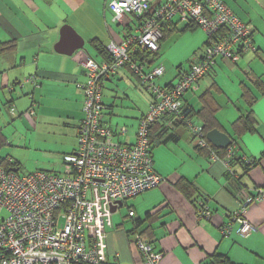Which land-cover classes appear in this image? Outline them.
<instances>
[{"label":"crops","instance_id":"1","mask_svg":"<svg viewBox=\"0 0 264 264\" xmlns=\"http://www.w3.org/2000/svg\"><path fill=\"white\" fill-rule=\"evenodd\" d=\"M223 1L251 27L257 52L243 55L236 64L217 59L199 87L184 96V105L195 110H200L205 103L215 107L218 127L214 130L232 139V145L236 146L234 161L225 164L223 159L226 154L223 157L218 155L221 159L212 161L210 153L196 146L188 128L173 123L170 118L162 119L160 125L167 130L164 137L175 136L174 140L172 138L169 143L161 145L167 148L170 157L167 155L168 158L166 156L163 161L157 162L153 158L154 169L164 181L159 188L144 193L128 208L135 212L134 217H129L128 211V217L133 221L130 231H124L122 227L115 229L113 222L107 229L105 248L111 263L139 264L140 255L130 240V234L137 233L152 243L158 252L164 253L160 264H264V201L254 203L248 209L247 218L256 231L247 236L238 232L239 226L231 216L239 209V196H256L258 189H264V0ZM103 7L101 9L99 0H0V115L4 105L7 109H13L21 103L28 106L32 100L36 103L39 120L51 118L56 110L64 112L63 125L67 121V129L71 128L74 132V128L77 142L74 152L77 150L79 128L84 119V94L77 84L87 81L82 62L88 55L99 62L105 61L100 47L106 50L109 43L125 37L108 25L109 11ZM113 21H116L114 17ZM65 26L72 28L85 43L84 48L72 56L56 50ZM165 31L167 36L161 43L159 53L152 60L147 58L145 61L148 71L159 60L164 41L181 32L174 21ZM5 43H14V47L2 50ZM79 43H69L64 51L71 50ZM202 53L198 50L189 68H179L175 77L160 85L167 87L175 84L183 72L198 62ZM234 65L237 69L242 67L254 72L255 78L252 79V75L250 80L255 85L241 80L240 89L235 81L234 90L230 88L233 91L229 93L222 78L229 76L226 71H230L228 67L233 68ZM130 75L142 83L129 66L105 80L110 82L116 76L124 81L132 79ZM31 77H36V83H26ZM258 79L263 84L260 87ZM244 89L256 97L253 113L257 124L255 132L239 138L233 131V123L247 114L250 108L242 98ZM61 92L63 95L60 97ZM229 94H233L237 100H231ZM28 95L31 100L27 99ZM152 102L153 97L135 118L115 122V105L104 101L108 107L106 123L115 129L128 128L126 136L118 137V141L125 145L136 142L139 121ZM1 119L6 122L8 117L1 116ZM193 121L203 124L200 116L194 117ZM0 133L5 141L1 147L11 146L10 134L1 127ZM249 160L258 163L248 168L245 162ZM205 198L208 199L209 217L199 216V202ZM137 206L145 207L143 214L137 213ZM227 225L231 229L225 235L223 228Z\"/></svg>","mask_w":264,"mask_h":264},{"label":"built area","instance_id":"2","mask_svg":"<svg viewBox=\"0 0 264 264\" xmlns=\"http://www.w3.org/2000/svg\"><path fill=\"white\" fill-rule=\"evenodd\" d=\"M107 7L115 20L132 15L139 24L134 33L109 43L110 60L99 62L88 55L82 62L87 81L77 87L84 94V119L77 150L64 157V173L38 171L21 176L0 158V264H114L105 248L113 216L126 201L159 188L164 181L154 169L151 126L164 115L185 119L184 95L199 87L217 59L236 64L243 55L257 52L251 27L223 0H107ZM177 18L202 29L208 40L198 62L175 84L161 87L157 80L165 68L148 71V63L140 57L159 52L166 27ZM125 66L149 85L153 97L133 145L117 140L126 136L127 127L115 129L105 122L103 82ZM28 82L36 83V77ZM188 127L196 146L209 150L212 161L220 160L202 126L189 122ZM235 148L227 149L225 164L234 159ZM239 201L232 221L247 236L256 231L247 218L248 209L264 201V189ZM207 202L206 198L199 202V216H210ZM134 216L130 210L129 217ZM230 229V225L223 228L224 234ZM132 241L139 264L161 263L164 253L152 243L140 235Z\"/></svg>","mask_w":264,"mask_h":264},{"label":"rangeland","instance_id":"3","mask_svg":"<svg viewBox=\"0 0 264 264\" xmlns=\"http://www.w3.org/2000/svg\"><path fill=\"white\" fill-rule=\"evenodd\" d=\"M99 2L101 3V9L105 6L107 11H109L108 25L112 30L119 33L121 36H127L129 33L135 32L136 26L139 24L137 18L132 15H122L119 16L116 21H113V17L115 18V16L107 7V0H99ZM173 21L177 25L179 31H182L186 25L180 22L178 18ZM207 37V34L199 28L194 32L175 33L165 40L162 44L163 48L160 52L159 60L153 63L154 68L163 66L166 71L165 76L157 80V85L161 86V82L164 83L175 77L179 68H189L190 64L195 59L194 54L198 50L199 53H201V51L203 52ZM154 56L155 55H151L147 58L148 60H152ZM233 68H236L235 65ZM233 68L228 67L230 71H226L228 73L227 75L231 78L229 76L222 78L229 93L230 90L231 92L234 90L233 84L235 81L238 82V88H240L241 80L247 81L246 84L248 85V82L255 85V83L250 80L252 75V79L255 78L254 72L242 69V67L240 69L236 68L234 71L232 70ZM130 76L132 79H126L124 81L113 76L110 82H106V80L103 82L104 101L109 105H115V114L113 117L115 122H122L130 118H135L143 112L148 101L152 98L149 85H144L132 75ZM62 95L63 93L61 92L59 96L61 97ZM228 97L233 101L237 100L233 94H229ZM27 99L31 100V96L28 95ZM32 101L28 106L21 103L18 108L15 106L13 109H7L6 105L1 107L3 111L2 115H0V127L4 128V131L6 130V132L10 134L9 141L12 145H4L0 148V158L9 159L14 163L18 162L20 166L19 175L21 176L38 171L62 175L64 173V156L68 153H73L77 147L74 134L75 130L73 128L74 132H72L71 128L70 130L67 129V121L66 124L63 125L65 120L62 115L64 112L62 113L61 111H54V115L51 118H46L43 121L37 119L39 112L36 103ZM1 116L8 117V120L4 122ZM152 154L156 162L157 160L163 161L167 155L170 157L167 148L164 146L155 147L152 150ZM143 195L144 194L126 201L125 205L115 213L112 218L115 229L122 227L124 231H130L133 228V221L128 217V208L135 200L138 198L140 199ZM136 209L138 210V214H143L145 207L137 206ZM60 224L62 226L64 221ZM130 235L131 239H129L132 240L138 234L133 233Z\"/></svg>","mask_w":264,"mask_h":264},{"label":"trees","instance_id":"4","mask_svg":"<svg viewBox=\"0 0 264 264\" xmlns=\"http://www.w3.org/2000/svg\"><path fill=\"white\" fill-rule=\"evenodd\" d=\"M195 29H199V28L197 26L188 24V25H186V28L183 29L181 32H185L187 30H195ZM166 34H167V32L164 31L163 40L166 38V36H167ZM207 40H208V38H207ZM206 43H207V41H206ZM206 43H205V45H206ZM13 44L12 43L2 44V50H6L7 48L14 47ZM100 52H101V54L104 55V58L106 60H110V56H109L107 50L100 47ZM143 56L146 58H144ZM148 56H151V55H142L143 59H142V57H140V60L141 61H144V60L147 61ZM135 58H137V57H135ZM188 71H186V72H188ZM257 84L259 85V87L263 85L260 79L257 80ZM262 92L264 94V86H262ZM242 98L246 101V103H248L250 108H249V111L247 114L242 115L233 123V131L235 132V135L239 138H241L246 133L255 132V130H256L255 126L257 124V121H256L254 113H253V105L256 102V97L252 94V92H249L248 90L244 89ZM103 100H104V98H103ZM105 106H106V104H105ZM182 106H183L182 107V116H183V118H185L184 120L178 116L164 115L163 117L159 118L151 126V131H150L151 151L155 147H159L161 145L169 143L172 140V138H173V140L175 139L174 135H168V136L164 137L167 134L166 133L167 130L164 128V126L160 125L162 119H164V118H170V120L173 123L183 125L189 129L188 123L189 122L195 123V121H193V118L196 116H200L202 121H203V124L201 126H202L205 134H207L208 132H210V131H212L218 127V122H217L216 113H215L216 109L213 105L205 103V105L200 110H195L190 106L184 105V97H183ZM107 109H108V107H107ZM234 141L236 142V140H234ZM4 142L5 141H4L3 135L0 133V148L4 144ZM211 149L213 151H215L217 155H220L222 157L227 153V149H217L212 145H211ZM202 151H206V152L211 154V152L207 149H204ZM2 160L5 161V167H7V169L13 170V171L19 173L20 166H19L18 162L14 163V162L10 161L9 159H2ZM233 161H234V159L232 161H230V163ZM257 163H258V161H255V160H249V161L245 162V164L247 165L248 168L254 167ZM48 173H50V172H48ZM238 199L240 200V196L238 197ZM226 262H227V260H226Z\"/></svg>","mask_w":264,"mask_h":264},{"label":"water","instance_id":"5","mask_svg":"<svg viewBox=\"0 0 264 264\" xmlns=\"http://www.w3.org/2000/svg\"><path fill=\"white\" fill-rule=\"evenodd\" d=\"M72 42L80 43L76 47H71V50L69 49V51H64L68 44H72ZM84 45V40L79 37L72 28H70L69 26H65L61 30V40L60 43L56 46V50L59 53H66L67 55L72 56L76 51L83 49ZM207 140L212 146L217 149H228L233 144L232 139L227 134L219 130L210 131L207 134Z\"/></svg>","mask_w":264,"mask_h":264}]
</instances>
